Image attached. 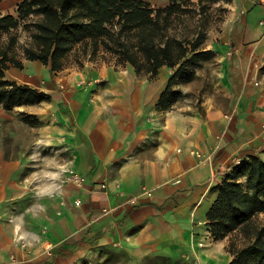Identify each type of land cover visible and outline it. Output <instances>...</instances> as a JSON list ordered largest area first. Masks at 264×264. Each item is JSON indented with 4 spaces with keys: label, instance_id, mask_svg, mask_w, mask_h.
Returning <instances> with one entry per match:
<instances>
[{
    "label": "crops",
    "instance_id": "0c3cea01",
    "mask_svg": "<svg viewBox=\"0 0 264 264\" xmlns=\"http://www.w3.org/2000/svg\"><path fill=\"white\" fill-rule=\"evenodd\" d=\"M21 2L0 0V16H17ZM214 6L229 11L219 40L203 50L217 69L201 107H158L173 75L167 66L154 78L131 65L53 71L26 59L6 71V81L47 99L12 111L0 104V264L233 261L208 212L239 162L264 160V0ZM71 172L82 186L69 182Z\"/></svg>",
    "mask_w": 264,
    "mask_h": 264
},
{
    "label": "trees",
    "instance_id": "16d2710c",
    "mask_svg": "<svg viewBox=\"0 0 264 264\" xmlns=\"http://www.w3.org/2000/svg\"><path fill=\"white\" fill-rule=\"evenodd\" d=\"M219 1L200 0L199 5L204 9ZM188 4L189 0H170L165 8L154 9L143 0H22L18 16H0V104L12 111L47 99L36 89L5 80L10 67L23 68L13 50L16 33L28 29L31 41L23 47L25 59L42 62L53 71L63 68L62 61L76 47L84 53H112L120 63L152 77L164 66L173 69L158 103L160 109L170 110L181 96L174 86L193 80L202 62L215 56L201 49V38L171 34L173 19ZM5 37L8 42H3ZM217 192L208 212L212 235L224 239L242 230L251 238L240 250L231 249L235 258L229 264H264V225L254 226V219L264 213V160L252 156L240 162Z\"/></svg>",
    "mask_w": 264,
    "mask_h": 264
},
{
    "label": "rangeland",
    "instance_id": "374dc122",
    "mask_svg": "<svg viewBox=\"0 0 264 264\" xmlns=\"http://www.w3.org/2000/svg\"><path fill=\"white\" fill-rule=\"evenodd\" d=\"M146 3L151 5V2L147 0H143ZM190 3V1H189ZM228 3V2H227ZM168 6V5H167ZM152 7V6H151ZM154 9H158L156 7H152ZM165 8V7H160ZM228 7L223 6H214L207 5L204 9L201 6H193L188 4V6L183 7V9L179 13V17L173 19V24L171 27V34L177 36L180 39H190L195 40L201 38V49L208 48L214 41H218V35L222 32L224 27L225 19L228 16ZM18 16V13H17ZM18 36V43L14 48V52L19 54V59H25L23 55V47L31 41L30 33L28 29L21 30L16 33ZM8 37L3 38V42H8ZM87 63H94L97 65H109L112 67H119L122 63L119 62V59L112 53L105 52L104 50H100L98 53L94 54L92 52L84 53L82 48L76 47L69 55L62 61L63 67L67 66L68 68L72 67H80L83 68ZM215 56L213 58L204 60L200 68L197 71L201 70V75L198 78L197 75L193 78V80L185 82L180 81L177 83L174 88L181 92L180 99L178 101L181 102H190L195 104L197 107H201L204 102L203 95L208 93H213L214 89L210 85V77L215 73L217 66H210L211 64H216ZM204 64H208L206 69ZM130 65V64H123ZM204 66V67H203ZM171 69V68H170ZM173 74L174 70L172 69ZM212 71V73L210 72ZM141 74L148 75L147 72H141ZM150 78H154L151 77ZM197 78L199 80H197ZM218 101L224 105L226 103V98L223 96L217 98ZM26 114L21 113L18 115L19 121L23 122L26 125L34 126L36 129L41 127L42 123L37 120L32 119V116H28L29 119L26 118ZM30 121V122H29ZM35 155L41 159L43 158V152H35ZM240 164V163H239ZM72 174L70 173L69 182L74 183L72 180ZM75 184V183H74ZM264 225V213L259 214L254 219V226L261 227ZM228 242L231 249L240 250L245 247L247 244L251 242V238L246 236V234L242 231H236L230 235H228ZM96 264V263H95ZM99 264V263H98ZM106 264V263H100Z\"/></svg>",
    "mask_w": 264,
    "mask_h": 264
},
{
    "label": "built area",
    "instance_id": "2783aa9c",
    "mask_svg": "<svg viewBox=\"0 0 264 264\" xmlns=\"http://www.w3.org/2000/svg\"><path fill=\"white\" fill-rule=\"evenodd\" d=\"M240 163V162H239ZM72 177V180H73V182L75 183V184H77V185H79V186H82L83 184H84V182H85V178L84 177H82V176H80V175H78V174H76V173H74V174H72L71 175ZM151 195V194H150ZM81 204V202L80 201H78L77 202V205H80Z\"/></svg>",
    "mask_w": 264,
    "mask_h": 264
}]
</instances>
